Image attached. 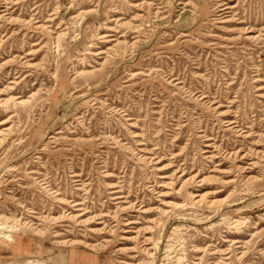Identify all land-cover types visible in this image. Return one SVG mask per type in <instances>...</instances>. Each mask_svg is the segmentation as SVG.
<instances>
[{
	"label": "rangeland",
	"instance_id": "obj_1",
	"mask_svg": "<svg viewBox=\"0 0 264 264\" xmlns=\"http://www.w3.org/2000/svg\"><path fill=\"white\" fill-rule=\"evenodd\" d=\"M0 264H264V0H0Z\"/></svg>",
	"mask_w": 264,
	"mask_h": 264
},
{
	"label": "bare ground",
	"instance_id": "obj_2",
	"mask_svg": "<svg viewBox=\"0 0 264 264\" xmlns=\"http://www.w3.org/2000/svg\"><path fill=\"white\" fill-rule=\"evenodd\" d=\"M7 12V11H6ZM13 19V18H12ZM139 234V233H138Z\"/></svg>",
	"mask_w": 264,
	"mask_h": 264
}]
</instances>
